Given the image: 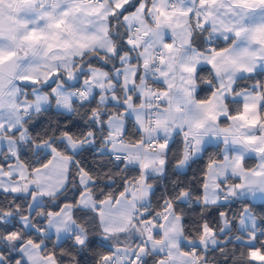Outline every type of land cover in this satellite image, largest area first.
Here are the masks:
<instances>
[{
	"label": "snow or ice",
	"instance_id": "1",
	"mask_svg": "<svg viewBox=\"0 0 264 264\" xmlns=\"http://www.w3.org/2000/svg\"><path fill=\"white\" fill-rule=\"evenodd\" d=\"M215 253L264 264V0H0V264Z\"/></svg>",
	"mask_w": 264,
	"mask_h": 264
},
{
	"label": "trees",
	"instance_id": "2",
	"mask_svg": "<svg viewBox=\"0 0 264 264\" xmlns=\"http://www.w3.org/2000/svg\"><path fill=\"white\" fill-rule=\"evenodd\" d=\"M258 211V209H256ZM216 261L219 262V264H228L227 260L222 257L221 253H215L214 256L212 257Z\"/></svg>",
	"mask_w": 264,
	"mask_h": 264
}]
</instances>
